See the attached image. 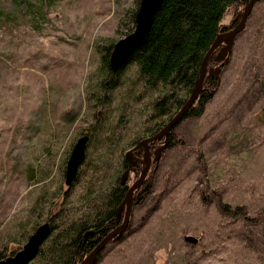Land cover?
Wrapping results in <instances>:
<instances>
[{
  "label": "rangeland",
  "instance_id": "rangeland-1",
  "mask_svg": "<svg viewBox=\"0 0 264 264\" xmlns=\"http://www.w3.org/2000/svg\"><path fill=\"white\" fill-rule=\"evenodd\" d=\"M50 1L40 17H32L27 0L16 17L0 15V260L46 221L52 227L56 220L53 236L67 240L63 209L93 220L82 198L86 185L99 180L107 189L125 169V153L155 134L148 129L163 118H149L164 92L145 87L136 62L119 85L108 79L105 88L103 51L126 35L136 0ZM219 73L203 113L174 128L128 228L97 264H264V0L255 3ZM186 90L181 86L177 97L187 98ZM87 133L69 196L67 163ZM224 204L243 212L225 211ZM46 263L39 254L27 264Z\"/></svg>",
  "mask_w": 264,
  "mask_h": 264
},
{
  "label": "trees",
  "instance_id": "trees-1",
  "mask_svg": "<svg viewBox=\"0 0 264 264\" xmlns=\"http://www.w3.org/2000/svg\"><path fill=\"white\" fill-rule=\"evenodd\" d=\"M24 1L13 0L12 3V0H0V15L7 18L13 15L16 17L20 12L17 10L19 7L16 6L21 5ZM27 1L28 6L35 10L31 13L33 18L43 15L45 2L46 5L51 2L50 0ZM248 2L249 0H163L155 14L147 41L135 49L119 70L113 71L111 69L110 56L115 42L105 46L102 57V68L105 71L103 77L106 84L105 88H111L114 83L119 85L122 80V72L127 65L132 61L136 62L145 87L158 93L160 90L164 92L162 97H158L154 101L153 107L156 113L149 118L153 121L154 118L163 116L162 119L164 120V115L170 114L172 107L177 102L182 104L185 101L186 98H178L177 93L180 91L181 86L186 88L187 92L191 91L199 75L203 58L217 35L236 25ZM140 3L141 0H136L135 6L128 13L132 25L126 26V34L132 32L136 27V14ZM9 4L11 5L9 6ZM231 11H233L231 23H222L224 17ZM32 22L35 24V19H32ZM219 50L220 48H217L210 56V66L215 62L218 65L224 61L225 57H219ZM262 77L264 84V73ZM108 79L111 86L107 85ZM219 80L220 73L217 74L215 71L207 73L204 87L186 117L198 116L203 113L206 103L212 97ZM161 84L167 88L170 87L171 90L168 89L167 91L165 87H163L164 89L160 88ZM104 103L107 104L108 101L105 99ZM104 103L102 102V104ZM261 114L264 119V106ZM155 129L154 124L148 129V132H154ZM173 132L170 136H173ZM87 134L89 135V133ZM142 158L137 157L131 163L125 156V169L121 172V175L117 173L108 184L107 189L101 186L99 180L86 185L87 189L90 190L82 194V198L85 199L88 211L94 217L93 220L86 217L83 219V217H78L75 214H68L71 213L69 209L62 210L64 215L59 220L64 222L65 227L61 228V235L67 232L69 236L67 240L58 241L53 236L55 229L57 230L60 227V225L58 227L55 225L56 220L53 219L51 233L39 253L47 260L46 264H78L103 236L122 221L124 210H121L120 217L118 211L126 198L130 185L141 174L143 168ZM155 165L156 161H153L147 177ZM78 179L79 173L66 190L67 195L72 194ZM147 183L146 178L144 183L136 190L135 202L143 198ZM91 192L94 193L90 195ZM88 195L90 196L87 197ZM224 210L238 213L243 210V207L236 206L232 209L230 205L224 204ZM89 229H95V233L86 238L85 233ZM46 243L47 246L44 248ZM98 259L94 264H97Z\"/></svg>",
  "mask_w": 264,
  "mask_h": 264
},
{
  "label": "water",
  "instance_id": "water-1",
  "mask_svg": "<svg viewBox=\"0 0 264 264\" xmlns=\"http://www.w3.org/2000/svg\"><path fill=\"white\" fill-rule=\"evenodd\" d=\"M163 0H141L139 9L136 14V27L135 29L117 40L111 51V69L113 71L119 70L127 61L128 57L135 51L136 48L143 45L150 34V30L155 18V14L159 9ZM258 0H249L246 4L238 22L234 27L226 31L220 32L215 38L214 42L206 52L202 65L200 68L199 76L180 109L171 117V119L165 124V126L157 131L155 134L147 136L141 140L146 146V163L143 165L141 174L137 179L133 181L127 192L125 200L120 205L118 216H121V210L125 206L124 218L120 223L111 229L105 236H103L95 247L85 255V257L78 264H94L96 263L99 253L106 247V245L114 238L120 236L129 226L132 216L133 205L135 203L136 190L144 183L147 178L148 172L152 166L153 156L150 152L148 143L154 142L160 137H164V143L158 148L155 155V160L159 159L162 151L169 144V136L174 130V127L178 125L188 114L191 107L198 99L203 87L206 75L209 71H215L219 74L220 67H222L226 60L229 58L234 38L236 35L244 29L246 26L249 15ZM225 39L226 46L221 49L219 57H225L224 61L220 62L214 68L209 69L210 56L219 47L221 41ZM229 53V54H228ZM89 135L83 134L75 142L66 168V183L70 186L78 175L80 166L85 160ZM133 149V148H132ZM132 149L127 151L129 156ZM52 230L49 221L43 222L31 233L28 240L24 243L23 247L17 250L14 254L7 255L0 260V264H27L34 259L40 252L43 243L46 241ZM95 229H89L85 233L87 238L90 234H94Z\"/></svg>",
  "mask_w": 264,
  "mask_h": 264
},
{
  "label": "flooded vegetation",
  "instance_id": "flooded-vegetation-1",
  "mask_svg": "<svg viewBox=\"0 0 264 264\" xmlns=\"http://www.w3.org/2000/svg\"><path fill=\"white\" fill-rule=\"evenodd\" d=\"M193 88V87H192ZM192 90V89H191ZM187 99V98H186ZM185 99V100H186ZM185 102V101H184ZM184 102L182 103V104H178V105H176V106H179V108L176 110V111H174V112H172L171 114H169L168 113V116L167 117H165L164 118V120L162 119V120H160L159 121V124L157 125V126H155V130H154V132L156 133L157 131H159L160 129H162L164 126H165V124L171 119V117L180 109V107L184 104ZM177 126V125H176ZM175 126V127H176ZM174 127V128H175ZM174 130H172V132H173ZM171 135V134H170ZM150 136V135H149ZM172 136H169V143L170 142H172V138H171ZM164 137H160L159 139H157L156 141H154V142H149L148 143V145H149V148H150V152L152 153V156H153V161H156V164L159 162V159H160V157L162 156V154H163V151H162V154L159 156V159L158 160H155V155H156V153H157V150H158V148L164 143ZM141 140H142V138L141 139H139L138 141H136L134 144H133V147H131V148H133L132 149V151H131V153H130V155L128 156L127 155V152L125 153V156H126V158L128 159V161H130L131 163H133L134 162V160L136 159L135 157H143V158H146V151H147V149H146V146H145V144L144 143H142V144H140L141 143ZM144 155V156H143ZM133 158V159H132ZM153 163V162H152Z\"/></svg>",
  "mask_w": 264,
  "mask_h": 264
}]
</instances>
